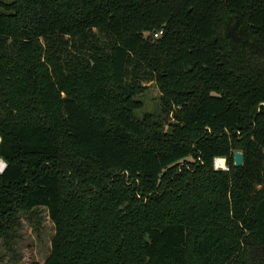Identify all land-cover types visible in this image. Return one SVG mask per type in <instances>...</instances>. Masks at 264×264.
<instances>
[{"label":"trees","instance_id":"trees-1","mask_svg":"<svg viewBox=\"0 0 264 264\" xmlns=\"http://www.w3.org/2000/svg\"><path fill=\"white\" fill-rule=\"evenodd\" d=\"M0 137L43 264H264V0H0Z\"/></svg>","mask_w":264,"mask_h":264},{"label":"rangeland","instance_id":"rangeland-1","mask_svg":"<svg viewBox=\"0 0 264 264\" xmlns=\"http://www.w3.org/2000/svg\"><path fill=\"white\" fill-rule=\"evenodd\" d=\"M3 1L10 2L11 0ZM97 33L96 35L102 42L104 38ZM68 50L73 54V48L68 47ZM141 84L145 87L138 97L142 102V108L135 112V116L142 117L145 113L158 116L161 109L158 88L152 82L141 81ZM19 216V225L10 243H5L0 238V264H33L34 262L43 264L50 253L51 240L55 233L47 210L41 207L35 209L31 215L20 214Z\"/></svg>","mask_w":264,"mask_h":264},{"label":"water","instance_id":"water-1","mask_svg":"<svg viewBox=\"0 0 264 264\" xmlns=\"http://www.w3.org/2000/svg\"><path fill=\"white\" fill-rule=\"evenodd\" d=\"M0 142H1V137H0ZM233 160L235 166H241L243 161L242 153L240 151H236L233 155Z\"/></svg>","mask_w":264,"mask_h":264},{"label":"built area","instance_id":"built-area-1","mask_svg":"<svg viewBox=\"0 0 264 264\" xmlns=\"http://www.w3.org/2000/svg\"><path fill=\"white\" fill-rule=\"evenodd\" d=\"M220 161H223V165H222V166H218V165H219L218 162H220ZM214 167H215V169H223V170H226L227 167H226V165H225V159H223V158H216V159L214 160ZM1 171H2V170H1ZM1 171H0V172H1Z\"/></svg>","mask_w":264,"mask_h":264},{"label":"bare ground","instance_id":"bare-ground-1","mask_svg":"<svg viewBox=\"0 0 264 264\" xmlns=\"http://www.w3.org/2000/svg\"><path fill=\"white\" fill-rule=\"evenodd\" d=\"M218 163H219L218 166H222V165H223V161H220V162H218ZM2 166H3V161L0 160V170H2Z\"/></svg>","mask_w":264,"mask_h":264},{"label":"clouds","instance_id":"clouds-1","mask_svg":"<svg viewBox=\"0 0 264 264\" xmlns=\"http://www.w3.org/2000/svg\"><path fill=\"white\" fill-rule=\"evenodd\" d=\"M3 169V168H2Z\"/></svg>","mask_w":264,"mask_h":264}]
</instances>
